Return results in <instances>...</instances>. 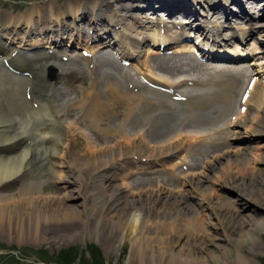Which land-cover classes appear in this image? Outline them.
<instances>
[{"label": "bare ground", "instance_id": "6f19581e", "mask_svg": "<svg viewBox=\"0 0 264 264\" xmlns=\"http://www.w3.org/2000/svg\"><path fill=\"white\" fill-rule=\"evenodd\" d=\"M102 1L69 2V14L62 11L64 8L61 12H55L56 8L50 5L47 8L50 10L48 20L45 21L37 14L39 21L35 20L34 13L43 12L40 11L41 8L35 7L31 12L7 18L5 24H0V43H5L10 51L18 48L33 54L32 65L27 71L31 76L40 75L35 81L28 82L25 78L22 79L29 85L25 95L32 93L33 103L29 104L24 100L18 101L15 98V101L11 102L5 98L1 92L0 82V230L10 236L15 235L21 244L28 239L34 244H39L48 238L55 239L59 236L72 238L79 231L80 237L87 229L98 234L115 232L121 236V240L126 234V238L123 239L131 241L135 249L134 256L141 264H145L147 256L149 264H191L189 259L203 255L204 234L207 232V226L212 223L210 221L200 223L197 217H194L196 213H193L194 216L189 219L191 222L185 224V214L195 207L197 211L198 208L207 207L213 210L219 221L222 218L226 220L221 227L224 229L227 242L246 245L247 242L254 240V233L244 231L245 221L236 220L235 206L247 195L243 196L241 192L232 198L227 194L216 200V203L214 200L218 195L216 192L205 195L201 193L204 188L208 189L214 184L221 186L222 189L235 191L241 188L240 185L246 184L245 175H242L244 178H239L240 174L233 171L235 168L233 166L247 160L252 147L238 148L232 145L236 140L242 144L256 137H259L258 140L263 139L261 137L264 135V60L249 64V67H255L251 72L249 70L251 68L247 69L244 63L237 61V56L247 54L244 52L245 49L236 45L230 46L229 41L224 42L222 47H217L218 36L210 37L208 41L202 40L201 36L209 35L207 28L203 27L198 44H203L204 47H197V50L192 44L171 46L169 49L173 50L174 55L169 59L161 58L170 66L168 64L162 67L157 63L158 61L162 63V60H158L157 57L168 56L161 55L159 49L167 52L170 45L161 49L158 43L167 45L179 40L187 34L190 20L176 22L182 26L173 24L172 27L167 25L163 28V20L159 15L150 18L147 14V9L162 10L167 12L165 13L167 15H172L170 11L193 9L197 12L196 9H199L200 13L204 11L211 18L229 17L226 12L233 14L234 10H230V3L235 4L236 0H218L211 4L204 3L206 0ZM241 4L243 5L242 2ZM247 4L250 5L251 2ZM116 5L122 14L125 13L121 19H116L117 14L112 10ZM250 6L252 9L255 7ZM258 7V10L262 9V5ZM101 8L103 11L98 12L97 10ZM70 19L72 27L68 21ZM81 20H86L91 28L97 25L98 36H94L92 29L90 33L77 32L75 24ZM217 21L220 23V20ZM216 24L218 26V23L214 22L213 27H216ZM238 25L239 22L236 26ZM250 25L252 24L241 25L242 36L248 33ZM261 25L260 27H264V24ZM213 27L210 26L209 29ZM56 28L63 29L56 32ZM206 35L205 37H209ZM229 35L225 34V38ZM258 35H261L258 39H261L260 37L264 39V32ZM154 44L159 49L150 47ZM107 46L112 48L118 59H123V62L131 59L134 61L135 58L137 73L125 70L118 73L105 71L103 78L110 79V83H104L101 90L100 88L98 90L93 79L87 84L82 82L79 85L67 80L66 83L74 88V91H70V87L63 84L62 89L71 96L58 103L57 91L61 87L51 85L44 79V75L48 66H55L53 61H56L55 56L60 52L59 49L74 48V57L79 58L80 63L86 65L92 75L98 64L102 66L103 61L96 62L85 57L83 51L93 54L95 49L100 52V48ZM253 46L256 47L255 44ZM190 52L197 53L199 57H206L210 62L215 60L216 64L190 65L189 62L183 61L196 58L195 54ZM258 52L260 50H256V53ZM146 53L149 59L142 66L141 59ZM151 63L153 66L149 65ZM57 66L61 67L59 64ZM190 66H192L190 69L187 68ZM10 76L13 80L21 81L20 77ZM93 78H96L95 75ZM121 79L125 84L120 81ZM10 80L8 77V81ZM251 80L253 82H250ZM76 110H79V113H75L76 120L67 121ZM64 116L68 119L64 120ZM85 121L89 122L87 126L91 128V132L108 138L107 142L113 143V145L107 143L110 146L102 149V146L99 147L98 155L91 156L92 159L85 157L87 161L85 166L92 163L100 165L96 164L98 171L95 173L101 177L98 184L96 180L87 182V189L82 188L83 182L76 174L77 160H72L74 151L72 147L75 145L72 137L77 135L72 128L80 127L79 124ZM190 127H194L195 130H189ZM129 128L132 131L136 130L133 135L130 133L132 131H128ZM200 128H209V131L200 133L197 131ZM162 134L168 140H163L164 136L162 139H156ZM110 137L113 139H109ZM130 137H135V140H129ZM148 137L156 138L148 142L146 140ZM91 144L93 145L92 140L89 146H92ZM209 147L217 148L201 161L189 160ZM92 148L94 149V146ZM236 148L237 150H234ZM257 148L263 147L258 145ZM177 153L183 154L179 158L173 157L165 161V157ZM79 155L81 157V154ZM141 156L146 157L147 162L165 161L163 167L167 173L164 176L170 175V180L177 177L175 171L180 170L178 166H187L188 171L179 176L182 177L184 186L189 185L190 190L183 188L178 192L171 191L172 189L166 186L167 182L162 181L161 174L157 175L158 179L153 183L148 184L146 179L143 180L142 182H146L144 185L150 188L141 187L137 193L131 190L130 182H125L122 188L110 190L112 187H107V184L114 181L117 176L107 172L115 169L121 162L127 164V160L143 158ZM254 162L264 165V158L260 156L255 158ZM197 163H201V166L193 168ZM223 165L226 168L225 175L221 173L215 182L209 171H215L216 167ZM146 169H149L147 163L137 165L134 173L141 175L143 173L141 171ZM248 171L247 173L251 170ZM257 171L262 172V169L258 168ZM131 172L133 171L126 174L121 172L120 176L125 178ZM149 172L152 173L151 170ZM16 181L21 182L17 195L3 194L5 185ZM47 181L59 185L66 193L63 196L45 193L43 185ZM72 186L79 188L77 197L70 193L72 190L69 188ZM253 186L254 182L251 186L252 191L258 194L254 201L264 207V189ZM125 190L133 196L124 194ZM227 192L232 193L229 190H226ZM195 194L204 197L201 200L197 199V205L192 207L188 202L191 198L195 200L198 198ZM70 201L75 203H69ZM153 217L157 222L152 220ZM259 225H264V222H259ZM163 230L169 237L159 235ZM237 231L239 233L235 234ZM157 233V237H154ZM189 236L194 240L192 244L188 242ZM243 256L238 252L236 260L239 264H253L254 261L249 256L247 260Z\"/></svg>", "mask_w": 264, "mask_h": 264}, {"label": "rangeland", "instance_id": "374dc122", "mask_svg": "<svg viewBox=\"0 0 264 264\" xmlns=\"http://www.w3.org/2000/svg\"><path fill=\"white\" fill-rule=\"evenodd\" d=\"M74 1L75 0H0V11L1 12L6 11V12L10 13V16H12L14 18L18 15L25 14L27 11L32 10L35 7L41 8L42 10H40V11L41 12L43 11L42 14H48L50 10H47V8H48V6L52 5L53 7L56 8V11L54 10L55 12H61L62 8H64L62 11L69 14L70 11L68 9V3L69 2L73 3ZM80 1H84V2L89 3L90 0H80ZM100 1H102V0H100ZM210 1H214V0H210ZM247 5H249V4H247ZM118 8L119 7H117V5L112 7V9H114L115 11H118V13L121 14L122 11L118 10ZM97 11L101 12V11H103V9L101 8ZM39 13L40 12L37 11L34 13V15L39 14ZM216 19H218V18H216ZM70 23L72 24V21L71 22L69 21V24ZM88 25H89V23L84 21L82 23H76L75 27L78 28L79 32H81L82 30L85 32V30L87 31ZM239 25H242V24L239 23ZM72 26H73V24L71 25V27ZM106 55L107 54H105L104 57H106ZM148 57L149 56L142 58V65H145L144 63L147 61V59H149ZM157 58H158V60H162V59H166V58L169 59V57H159V56ZM107 60L108 59H106L104 61L105 65H108V66L116 68V69L120 68L118 61H115V60H108L107 61ZM160 62L161 61H158L157 63H158V65H160L162 67L169 64L167 61H166L167 64H165L163 60H162V63H160ZM149 65L151 66L152 63ZM194 65H198V63L195 62ZM169 66H170V64H169ZM130 70L132 72L133 71L136 72L135 67H131ZM75 76H77V77H75ZM71 79L84 81V80H86V72H82V73L74 72V76L71 77ZM100 86H101V83H98V90H99ZM16 87L19 89H17ZM22 92H25V87L21 86V84H18V85L16 84V85L11 87L10 91H7L5 98L7 97V99L11 100V102H14L15 98L18 101L24 100L25 94ZM75 113H79V110L74 111V113L69 117L70 119L67 120L68 118H66V120L69 122H74V120H76V118H77V114H75ZM63 119L65 120V118H63ZM88 124H89V122L85 121V123L81 122L79 124L80 127H75L77 130H75L74 127L72 128V131L75 132V134H77V135H75V137H72V139L75 141L74 142L75 145H73V147H72V151L74 150L72 153L73 155L71 154L72 158H73L72 160H74V159L77 160L75 163L77 165L76 166V169H77L76 174L83 182L82 188H86V189H87V187H86L87 182L91 183L92 180H96V184H98V181L101 178V177L99 178L98 177L99 175L96 174L98 171V167H96L97 166L96 164H98V163H96V164L92 163L90 166H87V165L85 166V163L87 162L86 158L88 157V158L92 159L93 155H98V151L100 150L99 147L102 146L101 147V149H102L103 147L110 146V144H107L109 142L111 143V145H113L112 141L107 142L108 138H103L99 134H97L95 132H91L92 130H90L91 128H89L87 126ZM130 133L133 135V133H135V131H132ZM163 136H164V138H163ZM89 137L91 139H89ZM262 137H264V135H262ZM151 138L154 140V138H156V137H154V138L151 137ZM159 138H161V139L163 138V140H168V139H165L164 134H162V136L158 135L156 139H159ZM257 138H259V137H256L255 140H250V142H248V143H244L241 145H238L235 143V145H234V146H237L238 148H239V146H240V148L252 147V148H250V154L248 155V159L242 163H235L236 166L235 165L233 166V168L235 167L233 169V171L238 172V174H240L239 178L242 179V178H244L243 176L245 175V179H244V181L246 182L245 185L244 184L240 185L241 188H239L238 191L237 190L235 191L234 189L225 188L226 190H229L232 192L230 194L228 192L226 193V190L222 189L221 186L214 184V185H210L208 187V189L204 188L203 192L201 193V194L205 195V194H210V193L216 192V194H218V195H216L218 198L215 196L214 197L215 201L218 200L219 198H222L224 195H227V194H228L227 196H230V197L232 196V198L236 197L237 194L241 193V192H242L241 194L243 196L247 195V197L244 200H239L237 202V205L236 206L234 205L236 208L235 207L234 208L237 211L236 220L238 222L239 221H245V224L243 225V229L245 228L244 231H246V232L254 233V240L247 242L246 245H244V244L238 245V243L227 242L228 240H226L224 237V229L221 227V224L226 222V220H224V218H222L223 221L221 219L219 221L218 216L212 212L213 210L208 209L207 207L206 208H198V211H197V209L195 207V205H197L196 204L197 199L201 200L204 196H201L200 194L199 195L195 194V195H198V198H196V200L191 198V199H189V202H188V205H190V203H191L192 207H195V209L191 210L189 213L185 214V219H184L185 222L184 223L188 224L189 222H191L189 220L190 217L194 216L193 213H196V216H194V217H197V219L200 221V223L204 224L205 222L207 223L210 221L212 224H209V226H207V228H206L207 232H206V234H204L203 240H204L205 249H204V252L202 255L203 257L197 255L198 257L193 258L194 260L192 259L193 261L191 259H189L191 261V264H193V263L196 264L195 262H197V264H202V263L203 264L204 263L205 264H239L238 261L236 260L238 252H240L242 255H244L243 257L246 260H247V256H249V258L254 261L253 264H264V225H261V226L259 225V222H261V221L264 222V207L262 206L261 203H258L256 200L254 201V199L258 198V194L253 193L252 187H251L252 183L254 182L253 187H257V188L262 187L264 189V186L259 185V184H264V165H262L261 163L259 164L257 162L253 163L255 158H258L260 156H261V158H264V138H263V140H258ZM109 139H113V138L110 137ZM128 139L129 140L133 139L131 141H134L135 137H130ZM91 140H92L93 145L91 144L92 146H89V142H91ZM126 140H124V141H126ZM146 140L148 142L152 141L149 138ZM154 142H156V141H154ZM258 145H262L263 148H257ZM93 146H94V149H95V147H97V148L94 150L92 148ZM88 147L91 149H88ZM234 150H237V148ZM237 152H236V155H237ZM89 153H90V155H89ZM79 154H81V157ZM141 157H143V156H141ZM143 159L146 160L147 158L143 157ZM194 165L195 166L193 168H196V166H198V168H199L201 166V163H197ZM225 165L227 166V164H225ZM225 165L216 167L217 170L215 169V171H211V170L209 171L210 175L213 177L215 182H217L221 173L223 175H225L224 174V172L226 171ZM134 166L135 165H132L129 169H132ZM244 166H245V168H244ZM86 168H88V169H86ZM246 168L249 171L250 170L251 171L249 172ZM258 168L262 169V172H258L257 171ZM182 169L183 170L180 171L182 174L185 173L184 171H187L184 168H182ZM235 169H237V170H235ZM243 169H244V172H243ZM247 171L250 174L247 173ZM252 171L254 172V174ZM190 172H192V170H190ZM175 178H174L173 182H169V183H167L168 185H166L168 188L172 189L171 191H177L178 192L180 189H183V188H187L188 190H190L189 185L184 186V182H183V179L181 176L178 175L177 177L175 176ZM135 180H137V179L132 180V183H131V188H132L131 190L133 191V193H135L136 191L139 192V190H141L140 189L141 187H146V185H144L145 183H143L141 180H137V181H135ZM253 180H255V181H253ZM125 182H127V181L124 180L122 177H117V178H115L114 181L108 182V184L109 183L110 184L109 185L107 184V187L108 186L112 187V188H110V190H114L115 188H122L123 187L122 185H124ZM116 184H118V185H116ZM20 186H21L20 181L9 182L5 185V187L3 189V194H8V195H14L15 194V195H17ZM147 188H150V187H146V189ZM69 189H70V191L72 190L70 193L73 195H76L75 197H77V195H78L77 189H79V188L76 186H72ZM43 191L45 193H48V194H52V195L59 194L61 196H63V194L66 193L59 185H55L51 181H47L43 185ZM82 192L84 193L85 191H82ZM121 192H123V190H121ZM126 192L127 191L125 190L124 194L130 193V192L129 193L128 192L126 193ZM131 195L129 194V197L133 196V195L132 196ZM69 203H75V202L70 201ZM216 203H217V201H216ZM195 210H196V212H195ZM216 212H219V211H216ZM238 216H239V218H238ZM238 219H240V220H238ZM257 219H258V221H257ZM152 220L157 222V219L154 217L152 218ZM52 226H54V225H52ZM54 227H52V228H54ZM237 227H239V229H242V228H240L239 225H237ZM59 228H61V227H59ZM45 229H47V228H45ZM48 229H51V228L48 227ZM62 229H64V228L62 227ZM160 233L161 234H159V235L162 237H165V236L169 237V235H167V233L164 230L160 231ZM238 233H239L238 231L235 232V234H238ZM78 234H80V231H79V233L77 232L75 235H73L72 238H69L68 236H59V238H55V239L54 238H48L46 241H43V242L41 241L39 244H34L31 242L30 239H28L27 242H29V243H27L25 241L24 243L21 244L18 241L19 239L17 237H15V235L10 236L7 233H5V231L0 230V264H141L138 261L137 257L134 256L135 249L133 248V244L131 243V241H129V239H123V238H126V234L123 235L122 240H121V236L119 237V235L115 234V232L109 233V234L108 233L107 234H102V233L98 234V233H95V231H91V230L87 229L82 235H80V237ZM157 235H158V233L154 237H157ZM234 238H236V237H234ZM123 242H125V243H123ZM188 242H189V244H192L194 242V240L191 236H189ZM147 257H145V261H144L145 264H149Z\"/></svg>", "mask_w": 264, "mask_h": 264}, {"label": "water", "instance_id": "95a60500", "mask_svg": "<svg viewBox=\"0 0 264 264\" xmlns=\"http://www.w3.org/2000/svg\"><path fill=\"white\" fill-rule=\"evenodd\" d=\"M8 54H0V56H5ZM21 56H8L6 58L0 59V82L1 87L7 83L8 81V73L10 72V70H15L20 64H22V60H20ZM17 71V69H16ZM55 71V70H54ZM53 70L50 73V77L47 80L45 77L44 79L47 80L49 83H51L50 80H54L55 79V72Z\"/></svg>", "mask_w": 264, "mask_h": 264}]
</instances>
